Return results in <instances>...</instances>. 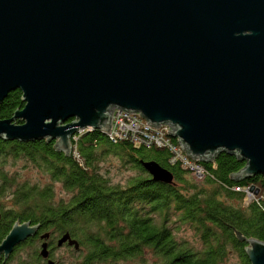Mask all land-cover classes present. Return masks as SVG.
I'll list each match as a JSON object with an SVG mask.
<instances>
[{
	"label": "water",
	"instance_id": "obj_1",
	"mask_svg": "<svg viewBox=\"0 0 264 264\" xmlns=\"http://www.w3.org/2000/svg\"><path fill=\"white\" fill-rule=\"evenodd\" d=\"M15 90L22 107L0 119V139L55 141L69 155L75 134L107 135L120 109L168 125L191 159L225 153L245 162L234 178L264 174V0H0V103ZM38 229L16 221L0 259ZM245 242L250 264H264V242Z\"/></svg>",
	"mask_w": 264,
	"mask_h": 264
},
{
	"label": "trees",
	"instance_id": "obj_2",
	"mask_svg": "<svg viewBox=\"0 0 264 264\" xmlns=\"http://www.w3.org/2000/svg\"><path fill=\"white\" fill-rule=\"evenodd\" d=\"M19 107L21 92L15 90L0 103V119L10 118ZM71 142L65 155L55 141L0 139V204L4 197L10 202L0 205V242L16 221L39 225L5 264H30L40 251L36 236L46 232L52 237L68 232L78 242L77 251L85 254L77 256V264H132L135 259L138 264H224L230 252L236 264H250L245 240L264 242V174L234 178L245 162L225 153L202 162L184 152L203 169L197 178L181 160L172 161L167 147L128 138L112 141L99 130L75 134ZM142 161L157 162L173 182L153 181ZM31 168L48 183L21 178ZM125 171L129 173L123 176ZM55 183L67 197L58 198ZM251 186L258 194L247 202ZM184 226L199 248L175 239L174 231ZM25 247L29 253L23 259L19 252Z\"/></svg>",
	"mask_w": 264,
	"mask_h": 264
},
{
	"label": "built area",
	"instance_id": "obj_3",
	"mask_svg": "<svg viewBox=\"0 0 264 264\" xmlns=\"http://www.w3.org/2000/svg\"><path fill=\"white\" fill-rule=\"evenodd\" d=\"M167 130L168 125L166 124L153 127L139 114L138 118H131V113L115 109L112 114L110 136L113 137V141L116 138H128L135 143L143 142L148 145L155 144L158 147H167L173 154V162L181 160L185 167L192 169L194 175L200 178L203 175V169L199 165H195L187 160L181 146L172 143Z\"/></svg>",
	"mask_w": 264,
	"mask_h": 264
},
{
	"label": "rangeland",
	"instance_id": "obj_4",
	"mask_svg": "<svg viewBox=\"0 0 264 264\" xmlns=\"http://www.w3.org/2000/svg\"><path fill=\"white\" fill-rule=\"evenodd\" d=\"M109 161V160H108ZM110 163V162H109ZM15 167V165H10V169L13 170ZM129 172L125 171L124 173H122L123 176L127 175ZM21 178H30L32 181L35 180H42V182H44L45 180L43 179L44 176H42V174L38 171L37 168H31L28 170L23 171V173L20 174ZM122 178V176H121ZM118 180V179H117ZM48 180H46L44 183H46ZM48 183V182H47ZM55 189H56V193L58 194V198L61 196L66 195L67 194L64 193L60 183H55ZM247 197H246V201L248 202L249 200H251L253 197H255L257 194H254V192L247 190ZM2 203L4 205H9L10 202L6 200V197H4L2 200ZM1 203V204H2ZM174 217V216H173ZM169 223V222H168ZM169 227H172V224L170 223ZM174 236L176 240L182 241V240H186V241H190L189 243L191 245H193L194 247H200V245L195 241V238L193 237V232L186 226L180 228L178 231H174ZM29 248L25 247L23 248V250H21L19 252L20 254V258L26 259L28 253H29ZM147 259H149L150 261L153 260L151 255H146ZM12 264L15 263V261L13 260L11 262ZM223 263L224 264H236L237 263V257L234 253L230 252L224 259H223Z\"/></svg>",
	"mask_w": 264,
	"mask_h": 264
},
{
	"label": "flooded vegetation",
	"instance_id": "obj_5",
	"mask_svg": "<svg viewBox=\"0 0 264 264\" xmlns=\"http://www.w3.org/2000/svg\"><path fill=\"white\" fill-rule=\"evenodd\" d=\"M38 236H40V234L36 236V239L38 241L37 244L40 248V245L44 240L39 239ZM60 237L61 236L52 237L51 235H49V237L46 239L48 243L47 248L49 251L47 257L43 258L39 255V252H37L34 256L35 258L32 259L30 264H49L50 260L53 262V264H77V256H82L83 254H85V252L77 251L80 246H78V248H75L74 245H69L67 241L59 245L58 240ZM5 263H7V261L5 262L1 258L0 264ZM109 264H129V262L117 261L116 263L111 262ZM132 264H138V260L135 259V261H132Z\"/></svg>",
	"mask_w": 264,
	"mask_h": 264
},
{
	"label": "bare ground",
	"instance_id": "obj_6",
	"mask_svg": "<svg viewBox=\"0 0 264 264\" xmlns=\"http://www.w3.org/2000/svg\"><path fill=\"white\" fill-rule=\"evenodd\" d=\"M131 118H138V114H136V113H131ZM107 136L113 141V137L110 136V131H109V133L107 134ZM74 151H75V150H74Z\"/></svg>",
	"mask_w": 264,
	"mask_h": 264
}]
</instances>
